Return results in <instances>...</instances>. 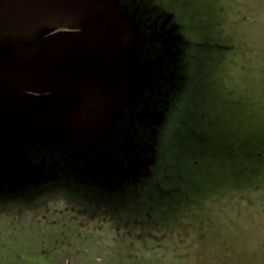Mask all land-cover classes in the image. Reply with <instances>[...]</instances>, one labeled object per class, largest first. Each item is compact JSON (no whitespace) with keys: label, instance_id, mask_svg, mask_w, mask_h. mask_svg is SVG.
<instances>
[{"label":"rangeland","instance_id":"374dc122","mask_svg":"<svg viewBox=\"0 0 264 264\" xmlns=\"http://www.w3.org/2000/svg\"><path fill=\"white\" fill-rule=\"evenodd\" d=\"M148 3L191 45L156 182L121 204L58 183L6 191L0 264H264V0Z\"/></svg>","mask_w":264,"mask_h":264},{"label":"water","instance_id":"95a60500","mask_svg":"<svg viewBox=\"0 0 264 264\" xmlns=\"http://www.w3.org/2000/svg\"><path fill=\"white\" fill-rule=\"evenodd\" d=\"M139 12L124 0H0V195L75 171L94 182L131 172L135 155L114 158L155 140L168 100L153 98L178 76L174 40L161 35L152 55Z\"/></svg>","mask_w":264,"mask_h":264},{"label":"flooded vegetation","instance_id":"af4514ba","mask_svg":"<svg viewBox=\"0 0 264 264\" xmlns=\"http://www.w3.org/2000/svg\"><path fill=\"white\" fill-rule=\"evenodd\" d=\"M148 1L149 0H124V3H129L132 10L136 9V7H138V9L140 8L139 20H141L144 25L143 29L146 32H149V34L151 33L153 37V46H151L153 50H151V54L154 56L161 54L163 46L162 44L156 42L157 40L159 41L161 35L164 40L167 38L170 43L174 40V44L176 45L173 51L176 52L174 60L178 69V76L172 86L168 85L167 88L161 90V94H166L167 92V97L157 96L156 98H153L154 100H164L166 98V100H168L166 105L162 104L163 106H166V112L161 124L157 127L159 132L160 128L166 122L168 124V121H170L171 113L177 109L176 107L178 105V101L182 99L181 97H178L182 89L181 86L184 81L189 79L187 65L185 62L188 58L186 51L188 54L190 43L187 39L188 37H185L187 33L185 32L184 34V24L173 18L174 14L168 9H165L164 7H161V9L153 8V4L148 3ZM137 127L139 128L140 126L137 125ZM131 130L133 133L137 132L136 126ZM141 131L144 133L136 134L138 139L140 136H144L151 131V128L144 127ZM158 132L154 136V141H151L149 136L146 135L143 138H140L137 143L130 146L126 145L127 152L118 149L124 153L120 154L119 157L114 158V160L120 161V159H124L125 156L129 159H131V155L136 156V160L132 162L133 166L131 172L124 178H122L123 173H120V175L116 176V178L113 177L108 179V173H103L102 177L99 178L102 182H94L92 179H81L78 176L79 172L75 171V174L70 173L69 176L61 177L57 181V185L64 188L69 185L73 186V188L74 186H77L88 191L91 195L121 204V202L128 198V195L132 194L136 188L142 189L145 183L148 185L156 182L158 172L163 166L160 165V159L165 157L164 144H159ZM142 157L152 159V161L148 163L143 160ZM89 158L94 160L92 155H90ZM102 163H104V161H102ZM136 164H143L145 167L140 168L137 167ZM123 165L126 166L127 162H124ZM112 167L116 168V165L112 164ZM133 195L135 194L133 193L131 197H134Z\"/></svg>","mask_w":264,"mask_h":264},{"label":"trees","instance_id":"16d2710c","mask_svg":"<svg viewBox=\"0 0 264 264\" xmlns=\"http://www.w3.org/2000/svg\"><path fill=\"white\" fill-rule=\"evenodd\" d=\"M161 9V8H160ZM184 34H185V31H184ZM185 37H188V35H186ZM190 47H191V45H190ZM186 55L188 56V54H187V51H186ZM189 59H190V56H188V58L186 59V64H187V67H188V64H189ZM184 62V61H183ZM188 72V71H187ZM187 80H189V79H187ZM187 80L186 81H184L183 82V85L181 86V91H180V93H179V95H178V97H181L182 98V96H183V94H181L183 91H184V89L186 88H184V86H185V84H186V82H187ZM177 97V98H178ZM181 102V99L178 101V105H179V103ZM178 105H177V107L176 108H178ZM168 124H167V122L160 128V131L158 132L159 134H158V137H159V144H170V140L168 139V136H167V133L169 132L168 131ZM164 152H165V150H164ZM2 194H4V193H2ZM27 249H28V251L30 252V253H34V251H36V247H35V245H34V242H32L31 240L29 241V243L27 244V247H26ZM16 258V257H15ZM31 260H33L34 261V264H41V260L38 258V259H36V258H33V259H31ZM51 260V259H50ZM24 261H26V260H23L22 259V261L21 262H24ZM49 261V260H48ZM51 262V261H50ZM48 264V263H47Z\"/></svg>","mask_w":264,"mask_h":264}]
</instances>
